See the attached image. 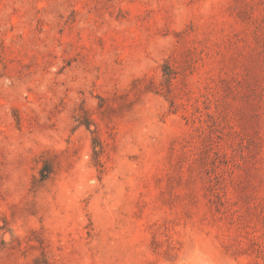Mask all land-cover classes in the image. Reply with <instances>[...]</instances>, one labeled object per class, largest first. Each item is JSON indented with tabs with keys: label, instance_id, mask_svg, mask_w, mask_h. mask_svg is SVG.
<instances>
[{
	"label": "rangeland",
	"instance_id": "rangeland-1",
	"mask_svg": "<svg viewBox=\"0 0 264 264\" xmlns=\"http://www.w3.org/2000/svg\"><path fill=\"white\" fill-rule=\"evenodd\" d=\"M0 264H264V0H0Z\"/></svg>",
	"mask_w": 264,
	"mask_h": 264
}]
</instances>
